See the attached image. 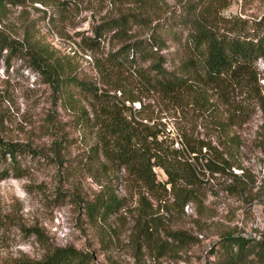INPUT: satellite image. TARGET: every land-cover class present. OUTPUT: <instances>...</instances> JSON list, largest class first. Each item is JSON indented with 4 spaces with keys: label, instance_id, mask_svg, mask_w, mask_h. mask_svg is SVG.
<instances>
[{
    "label": "rangeland",
    "instance_id": "374dc122",
    "mask_svg": "<svg viewBox=\"0 0 264 264\" xmlns=\"http://www.w3.org/2000/svg\"><path fill=\"white\" fill-rule=\"evenodd\" d=\"M176 1L155 4L167 11ZM225 4V13L264 11V0H225ZM136 5L114 0H25L9 4L0 28L18 39L28 31L48 43L70 59L78 76L107 90L106 102L116 104L122 94L115 86L128 74L109 76L100 65L123 38L114 35L115 29L106 30L95 44V27ZM146 32V27L132 23L124 37ZM180 46L169 38L164 51L177 62ZM258 66L264 87V55ZM124 81L129 84L128 78ZM76 95L73 100L61 97L29 57L9 48L0 51V137L21 146L15 156H0L1 164L13 166L0 179V262L41 259L56 246L73 245L90 253L87 264H225L220 241L226 231L250 238L262 235L264 192L253 194L264 176V154L255 141L260 110L243 126L239 152L242 164L256 175V186L231 193L224 182L231 180L228 172L206 171L200 173L203 183L195 198L181 207L170 184L168 191L151 194L128 177L124 167L105 157L97 145L100 125L92 107V102L97 108L100 103L83 92ZM143 99L156 111L162 106L154 97ZM159 113L166 115L161 120L167 129L175 132L174 117ZM195 133L206 136L210 129L200 123ZM155 168L164 182L167 174ZM233 169L242 173V168ZM103 196H115L122 204L105 214H90L87 206ZM145 213L150 216L145 218ZM174 230H183L186 238L175 242L170 234ZM148 232L150 240L145 238Z\"/></svg>",
    "mask_w": 264,
    "mask_h": 264
},
{
    "label": "trees",
    "instance_id": "16d2710c",
    "mask_svg": "<svg viewBox=\"0 0 264 264\" xmlns=\"http://www.w3.org/2000/svg\"><path fill=\"white\" fill-rule=\"evenodd\" d=\"M114 1L137 4L95 27V44L106 30L115 29L114 35L123 38L121 45L104 55L100 65L109 76L128 74L115 86L123 96L116 104L106 102L107 90L101 91L95 81L78 76L68 57L57 54L55 48L28 31L18 39L0 28V51L9 48L29 57L33 68L55 85L61 97L73 100L79 91L99 102V108L92 102L100 125L99 150L149 193L168 191L170 184L174 201L183 207L195 198L203 183L200 173L206 171L228 172L231 180L224 182L231 193L256 186L258 179L242 164L239 152L243 126L260 110L255 141L264 154V87L258 66L264 55V11L259 15L225 13V0H177L167 11L159 2L155 4L156 0ZM23 2L0 0V19L9 4ZM132 23L146 27V34L124 37ZM169 38L181 45L176 50L177 62L164 51ZM144 97H154L162 106L157 111L148 108ZM138 100V106H133ZM162 111L174 117L175 132L161 120L166 116L159 113ZM205 119L206 123L200 122ZM200 123L210 129L209 135L195 133ZM20 148L0 137V156H15ZM11 164L0 163V179L10 174ZM156 166L167 174L164 182L158 178ZM234 167L242 168V173ZM257 186L253 194L260 196L264 176ZM121 204L115 196H103L87 208L90 214H105ZM148 216L145 213V218ZM170 234L175 242L187 236L183 230ZM150 235L148 232L145 238L150 240ZM220 243L225 264H264V232L250 238L226 231ZM90 257L73 245H60L41 259L9 264H87Z\"/></svg>",
    "mask_w": 264,
    "mask_h": 264
}]
</instances>
